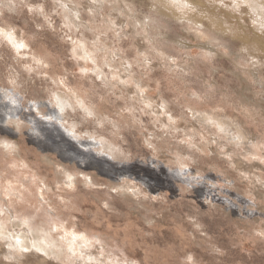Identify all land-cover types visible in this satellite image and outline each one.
I'll return each instance as SVG.
<instances>
[{
	"label": "rangeland",
	"instance_id": "obj_1",
	"mask_svg": "<svg viewBox=\"0 0 264 264\" xmlns=\"http://www.w3.org/2000/svg\"><path fill=\"white\" fill-rule=\"evenodd\" d=\"M98 1L0 0V264H264V16Z\"/></svg>",
	"mask_w": 264,
	"mask_h": 264
},
{
	"label": "bare ground",
	"instance_id": "obj_2",
	"mask_svg": "<svg viewBox=\"0 0 264 264\" xmlns=\"http://www.w3.org/2000/svg\"><path fill=\"white\" fill-rule=\"evenodd\" d=\"M56 1L59 5L64 6V8H66L69 11L70 18L73 21L77 20V18H78L77 15L80 12L76 6L71 5L72 0H56ZM231 1H232L233 5H236V6L238 5V7H239V4H245L249 8V10L251 12H253L254 14L259 13V14H262L264 16V2H263L264 0H231ZM101 2H100V0L98 1L99 5H101L100 4ZM159 4L162 7H164L167 11H169V13L172 17H174L175 19H179V20L180 19L189 20L191 15H188V13H189V11L191 12L192 8H194V6L190 5L189 1H187V0H159ZM99 5H97V6H99ZM193 13H195V12H193ZM216 24L218 25L219 28L225 29V31H227V27L224 28L225 24L221 19H218ZM259 28H260L259 31L260 32L263 31V33H264V20L261 22ZM186 45H188V44H186ZM81 51L85 56H87V53H86L84 48H81ZM56 102H57V105L60 108V110H64L66 108V106L70 105L69 99L65 95L60 94V93L56 95ZM199 117L202 120L204 118L207 119V116H199ZM209 119L213 120V118H211V117H209ZM219 124H222V122H220ZM228 130L230 131V129H228ZM238 131H242V130L240 128H237V132ZM240 135L242 137H245L244 133L240 132ZM246 139L244 141H247ZM2 240H3V245H0V252L3 253L4 256L5 255L13 256L12 253H18L22 248V246H21L22 243H21L20 239L18 238V236H15L13 234H8V235L4 236L2 238Z\"/></svg>",
	"mask_w": 264,
	"mask_h": 264
},
{
	"label": "snow or ice",
	"instance_id": "obj_3",
	"mask_svg": "<svg viewBox=\"0 0 264 264\" xmlns=\"http://www.w3.org/2000/svg\"><path fill=\"white\" fill-rule=\"evenodd\" d=\"M22 250L26 251L27 249H22Z\"/></svg>",
	"mask_w": 264,
	"mask_h": 264
}]
</instances>
